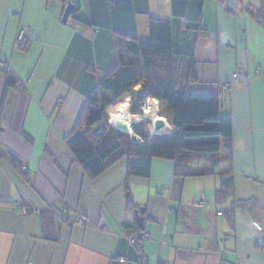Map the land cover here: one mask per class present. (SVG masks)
I'll use <instances>...</instances> for the list:
<instances>
[{"label":"crops","instance_id":"obj_1","mask_svg":"<svg viewBox=\"0 0 264 264\" xmlns=\"http://www.w3.org/2000/svg\"><path fill=\"white\" fill-rule=\"evenodd\" d=\"M69 1L0 0V264H135L132 240L139 233L147 235L148 264H264V26L244 10L260 0H243L244 6L206 0V37L175 30L177 48L196 58L190 92L221 95V115L232 120L235 180L246 176V194L262 199L253 213L237 209L233 227L215 200L219 173L209 182L177 179L173 161L154 159L149 178L129 177L125 160L96 179L86 175L66 138L115 65L117 48L111 30L87 26L99 0H75L74 15L63 23ZM128 1L142 40L150 38L151 18L173 19L172 0ZM25 25L33 34L20 50L16 37ZM8 77L25 90L8 87ZM153 102L159 103L146 107ZM9 153L28 171L16 168ZM193 183L199 186L191 190ZM192 193L194 204L187 201ZM203 194L208 205L199 207Z\"/></svg>","mask_w":264,"mask_h":264},{"label":"trees","instance_id":"obj_2","mask_svg":"<svg viewBox=\"0 0 264 264\" xmlns=\"http://www.w3.org/2000/svg\"><path fill=\"white\" fill-rule=\"evenodd\" d=\"M235 1L244 6L243 0ZM99 3L100 9L94 10L92 21L87 26L109 29L114 33L117 59L88 95L80 118L66 138L74 158L91 179L100 177L122 160L127 163L129 177L145 178L151 176L154 159L173 161L174 176L178 179L217 175L225 165L226 170L221 173L222 187L216 192L215 200L223 208V218L232 227L235 226L237 209L253 213L260 202L257 198L236 200L232 120L221 115V95L190 92L191 84L197 81L194 73L195 54L188 49H178L175 44L178 26L198 37L207 36L202 24L206 0H172L173 19L151 18L148 40L138 36L131 1L99 0ZM244 10L259 25L264 26V0H260L258 6L245 5ZM30 42L27 47L20 49H28ZM17 83L20 82L8 77V87L16 88ZM139 85L145 95L143 101L148 99L149 103L158 100L160 113L167 118L174 133L159 138L151 137L148 122L141 121V117L136 115L138 111L134 95ZM124 95L132 96L135 115L130 112L134 115L131 117L134 125L130 127L140 138V143L132 142L129 134L118 129L121 123L126 124V110L121 111L113 126L110 124L107 110ZM137 117L139 119L136 120ZM4 155L0 151V158ZM8 155L12 164L23 171L26 166L22 167L13 154ZM129 203L134 204L131 197ZM140 236L141 233L135 240L140 239ZM133 248L135 264H139L140 258L134 244ZM121 259H125L121 263L127 260L125 257Z\"/></svg>","mask_w":264,"mask_h":264},{"label":"rangeland","instance_id":"obj_3","mask_svg":"<svg viewBox=\"0 0 264 264\" xmlns=\"http://www.w3.org/2000/svg\"><path fill=\"white\" fill-rule=\"evenodd\" d=\"M75 0H70L69 1V3L68 4H73V2H74ZM52 2V1H51ZM45 9V8H44ZM45 12L47 13L48 11L47 10H45ZM26 26V25H25ZM18 32H19V30H18ZM17 36H18V33H17ZM16 42H17V37H16ZM28 45H25V46H21V45H19L18 44V42H17V48L18 49H20V47H27ZM21 50V49H20ZM35 57H36V55H35ZM33 59H34V57H32ZM35 65L37 66V63L35 62ZM12 69V68H11ZM4 72L9 76L10 74H11V72L12 71H10L9 73H7L6 71H5V68H4ZM240 83V79L238 78V74H235L234 75V82H233V84H239ZM18 84H21V83H17L16 84V87L18 88V89H21V90H25V85L24 84H22L23 85V88L22 87H18ZM222 87H223V91H226V90H228V88H229V84H223L222 85ZM147 100L148 99H146V101L143 103L144 105V109H145V107L147 106ZM158 101V100H157ZM157 108H158V112H157V114L160 116V117H162V118H165L166 120H167V118L165 117V116H162L161 115V113H160V107H159V103L157 104ZM124 110H126V112H127V116H128V118H127V120H126V125H128V126H130V125H132V123H131V117L132 116H134L135 114H134V111H133V104H132V96H130V95H124L121 99H119V100H117V101H115L110 107H109V109L107 110V113H108V115H109V121H110V124L112 125V124H115V122L117 121V119H119V116H120V113H121V111H124ZM130 112L132 113V114H134V115H131L130 114ZM136 115H138V113L136 114ZM157 115V116H158ZM81 116V115H80ZM80 118V117H79ZM152 119V118H151ZM141 121H143V119L141 120ZM167 122H168V124H170L169 123V121L167 120ZM136 124V123H135ZM148 124H149V128L151 127V125H152V122H151V120L150 121H148ZM134 125V124H133ZM132 125V126H133ZM115 128V127H114ZM117 129V128H116ZM168 135H169V133H168ZM167 135V136H168ZM25 171V170H24ZM224 171V169L223 168H221L219 171H218V177H220L221 176V173ZM236 172V171H235ZM235 174V173H234ZM237 174H240V172H237ZM213 176H216V175H213ZM206 178H208L209 180H208V182L210 181V179L212 178V176H206ZM178 179V178H177ZM203 180V179H202ZM236 181H238V183H240V186L238 187V189H236V190H238L237 191V199L238 200H240V197H242L241 199L242 200H247V199H250V198H252L253 196H252V194H250V192L248 193V194H246V191H245V185H247V184H249L250 183V179H248L246 176H244V178H239L238 180H235V182ZM254 182H257L256 180H253ZM199 183H200V181H198ZM202 182H207L206 181V179H204V181H202ZM199 183H193V184H197V185H194L193 187H190V189L192 190L195 186H199ZM260 184V183H259ZM253 186V185H252ZM251 186V187H252ZM206 187V190H207V192L209 193V197H211V193L213 192V189H211V188H209V186L208 185H206L205 186ZM237 188V187H236ZM187 195V191L185 192V196ZM245 195V196H244ZM203 196H204V194L202 195V198L200 199V201L203 199ZM207 196V195H206ZM209 197H208V201L210 202L211 201V198H210V200H209ZM192 198H193V200L192 199H190V200H187V201H190L191 203H195V196H194V194L192 193ZM236 199V200H237ZM262 200V199H261ZM260 200V201H261ZM259 201V202H260ZM195 215H197V218L199 219V217H201L202 216V212H201V210H199L198 211V209H196V211H195Z\"/></svg>","mask_w":264,"mask_h":264},{"label":"water","instance_id":"obj_4","mask_svg":"<svg viewBox=\"0 0 264 264\" xmlns=\"http://www.w3.org/2000/svg\"><path fill=\"white\" fill-rule=\"evenodd\" d=\"M75 10H76V6L74 4H68V6L66 8V11H65V14L63 16V23L67 22L68 18L70 17L71 14H73L75 12ZM144 98H145V95L143 93L142 88L136 89V92H135V95H134V104H135V106L137 108L138 114L141 115L143 121L148 122L149 116H148V114H146L144 106H143L144 105L143 104L144 103L143 102ZM165 126H166V121L162 120L160 118H158L154 122V129L156 131L164 128ZM119 127H120V128H118L119 130H121V131H123V132H125V133H127V134H129L131 136L132 142H134V143H140L141 142L140 138L136 134H134L133 132L129 133L130 127L128 125H126L124 123H121ZM155 137L159 138L160 136L157 135ZM137 219H138V222L140 224H142L143 221H144V219L139 217V216L137 217Z\"/></svg>","mask_w":264,"mask_h":264},{"label":"built area","instance_id":"obj_5","mask_svg":"<svg viewBox=\"0 0 264 264\" xmlns=\"http://www.w3.org/2000/svg\"><path fill=\"white\" fill-rule=\"evenodd\" d=\"M32 34H33V29L30 25H26V26L21 27L19 29L18 36H17L18 44L21 46L28 45L32 39ZM5 71L7 73H9L11 71V66L6 65ZM18 87L23 88V85L18 84ZM24 170H27V168L25 167ZM198 203H199L198 204L199 207H206L207 206V200L205 199V197H203V199L201 201H199ZM17 207L19 209H22L23 212H26L25 208H22L21 205H18ZM146 239H147V235L142 233L140 236V239L132 240V243H134V245H135V249L137 251L138 257L140 258L139 264H148V260L144 254V244H145ZM120 261L124 262L125 259H121Z\"/></svg>","mask_w":264,"mask_h":264},{"label":"bare ground","instance_id":"obj_6","mask_svg":"<svg viewBox=\"0 0 264 264\" xmlns=\"http://www.w3.org/2000/svg\"><path fill=\"white\" fill-rule=\"evenodd\" d=\"M17 88V87H16ZM140 88V87H139ZM18 89V88H17ZM138 89V88H137ZM18 90H21V89H18ZM143 102H145V101H143ZM157 102H153L152 103V105H150V106H148V107H145V112H146V114H148V116H149V120L148 121H150L151 120V122H152V125H151V129H150V134L152 135L151 137L153 138V137H155V136H160V137H163V136H167L168 135V133H169V135L170 134H172V130H170V127H169V125H168V122H167V120L164 118H162V117H160V116H157L158 114H157V112H158V108H157ZM139 115V114H138ZM140 117H141V115H139ZM152 118V119H151ZM158 118H160V119H162V120H165L166 121V126L164 127V128H162V129H160V130H158V131H156L155 129H154V122H155V120H157ZM137 119H139L138 117L136 118V120ZM141 119H142V117H141ZM130 127V126H129ZM133 132V130H132V126L130 127V131H129V133H132ZM207 205H208V202H207ZM256 225V227L259 229V230H263L262 229V227L261 226H259L257 223L255 224ZM144 254H145V251H144ZM226 264H229L228 262H226Z\"/></svg>","mask_w":264,"mask_h":264}]
</instances>
